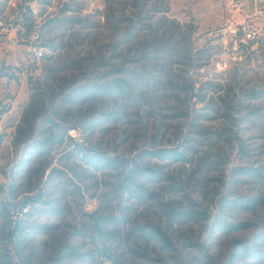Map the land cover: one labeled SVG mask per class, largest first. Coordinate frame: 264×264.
<instances>
[{"label": "rangeland", "instance_id": "rangeland-1", "mask_svg": "<svg viewBox=\"0 0 264 264\" xmlns=\"http://www.w3.org/2000/svg\"><path fill=\"white\" fill-rule=\"evenodd\" d=\"M0 264H264V0H0Z\"/></svg>", "mask_w": 264, "mask_h": 264}, {"label": "trees", "instance_id": "trees-1", "mask_svg": "<svg viewBox=\"0 0 264 264\" xmlns=\"http://www.w3.org/2000/svg\"><path fill=\"white\" fill-rule=\"evenodd\" d=\"M154 157L159 159H169L173 161L180 160L183 158V153L178 151L177 149L170 147V148H159L157 150L152 151Z\"/></svg>", "mask_w": 264, "mask_h": 264}, {"label": "built area", "instance_id": "built-area-1", "mask_svg": "<svg viewBox=\"0 0 264 264\" xmlns=\"http://www.w3.org/2000/svg\"><path fill=\"white\" fill-rule=\"evenodd\" d=\"M252 38H254V32L246 30L244 32L243 36L241 37V40H242V42L247 43V41L251 40ZM238 47H240V46L238 45ZM35 54L40 55L41 53L39 51H35Z\"/></svg>", "mask_w": 264, "mask_h": 264}]
</instances>
